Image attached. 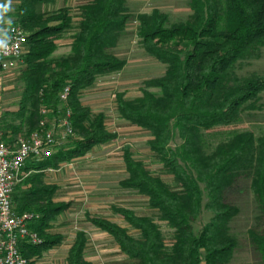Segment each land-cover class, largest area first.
Masks as SVG:
<instances>
[{
	"label": "trees",
	"instance_id": "16d2710c",
	"mask_svg": "<svg viewBox=\"0 0 264 264\" xmlns=\"http://www.w3.org/2000/svg\"><path fill=\"white\" fill-rule=\"evenodd\" d=\"M55 1L18 0L9 23L20 26L27 41L18 68L21 97L15 111L0 116V140L12 144L16 137H28L42 119L41 107L58 110L65 87H69L67 106L75 132V138L64 142L55 154L26 161L23 171L33 173L15 187L25 189L13 194L14 210L35 216L28 226L41 238L39 244L21 245L27 264L60 242L59 235L48 234L46 229L69 205L52 201L54 187L41 182L40 173L116 137L105 128L104 115H91L79 96L97 77L123 68L125 62L114 49L131 22L137 24L139 47L165 70L159 78L146 82L157 93L144 90L130 100L117 94L116 112L148 131L149 149L172 175L174 189L148 172L128 150L123 153L127 176L120 185L146 196L149 206L172 229L173 237L166 245L149 217L126 208L112 209L138 231V237L106 219L89 217L88 221L112 237L119 250L134 260L132 264H228L236 240L228 225L235 208L226 192L241 172L250 170L260 215L248 237L264 264V136L255 143L249 132L234 133L210 149L204 141L205 131L235 122L243 105L264 91V77L238 78L232 71L240 57L264 42V0H188L190 14L177 22L158 10L133 14L126 0H91L79 7L74 26L65 7L48 13L36 11L38 4ZM71 29L69 52L55 57L56 42ZM175 135L180 143L171 148ZM203 209L211 218L195 232L192 224ZM85 242L84 233H77L66 264H93L84 258Z\"/></svg>",
	"mask_w": 264,
	"mask_h": 264
},
{
	"label": "rangeland",
	"instance_id": "374dc122",
	"mask_svg": "<svg viewBox=\"0 0 264 264\" xmlns=\"http://www.w3.org/2000/svg\"><path fill=\"white\" fill-rule=\"evenodd\" d=\"M91 0H56L49 4H38V13H48L65 7L69 10L72 25H76L79 7ZM188 0H126L129 12L147 13L152 10L166 14L171 22L184 21L190 14ZM18 2L11 4L10 11L0 21L12 23L14 10ZM137 24L131 22L114 49L116 56L124 60L125 65L116 73L100 76L93 84L80 93V102L87 107L91 115L102 113L105 128L115 134V139L92 147L84 156L63 162L57 168H48L40 173L39 180L54 187L52 201L68 203V208L55 215L49 222L46 233L59 235L58 244L42 251L33 264H66L68 250L79 232L84 233L86 242L84 258L93 264H132L134 260L124 255L113 238L94 228L89 217H98L117 223L128 234L138 237L124 219L113 212V207L126 208L138 216L149 217L159 228L163 242L172 241L173 231L163 221L160 214L148 204V198L136 190L120 185L126 176L123 153L128 150L132 158L140 162L153 176L160 178L174 189L172 175L163 167L158 158L150 151L148 131L133 126L121 119L116 112V96L123 94L125 99L140 97L144 90L157 93L158 89L147 87L146 82L163 75L165 66L149 57L139 47ZM74 29L65 32L56 42L55 57L65 56ZM238 78L251 75L264 77V42L240 57L232 68ZM18 69L3 75L0 81V116L15 111L21 97L23 84L19 80ZM249 132L255 143L264 136V91L258 97L244 104L235 122L214 127L205 131L204 141L208 149L220 142L229 140L234 133ZM177 135L170 144L179 145ZM254 158V157H253ZM254 163V162H253ZM250 170L241 172L227 188V198L234 206L235 213L229 222V232L236 240V247L228 264H262L258 252L251 245L248 230L256 228L260 212L256 205L251 186ZM33 173V172H31ZM15 190L14 196L23 192ZM206 197L203 199V204ZM15 205V203H14ZM211 218V213L202 210L199 218L192 224L197 232Z\"/></svg>",
	"mask_w": 264,
	"mask_h": 264
},
{
	"label": "built area",
	"instance_id": "2783aa9c",
	"mask_svg": "<svg viewBox=\"0 0 264 264\" xmlns=\"http://www.w3.org/2000/svg\"><path fill=\"white\" fill-rule=\"evenodd\" d=\"M7 2L0 0V4ZM16 2L18 0H12L11 4ZM0 41L7 46L0 50L1 81L4 74L22 65L27 33L18 25L0 21ZM68 93L69 87H65L59 96L61 104L56 112L41 107L42 119L28 137H16L12 144L0 140V264H27L20 250L21 245L41 243L38 234L28 226L35 216L28 212L17 213L13 206V194L17 184L31 172L23 171L26 161L49 157L64 142L75 138L72 112L67 106Z\"/></svg>",
	"mask_w": 264,
	"mask_h": 264
},
{
	"label": "clouds",
	"instance_id": "9594fccd",
	"mask_svg": "<svg viewBox=\"0 0 264 264\" xmlns=\"http://www.w3.org/2000/svg\"><path fill=\"white\" fill-rule=\"evenodd\" d=\"M12 0H8L7 3L0 4V18L10 11ZM7 46L3 41H0V50L5 49Z\"/></svg>",
	"mask_w": 264,
	"mask_h": 264
},
{
	"label": "crops",
	"instance_id": "0c3cea01",
	"mask_svg": "<svg viewBox=\"0 0 264 264\" xmlns=\"http://www.w3.org/2000/svg\"><path fill=\"white\" fill-rule=\"evenodd\" d=\"M86 4V3H85ZM84 5V4H83ZM82 6V5H81ZM79 20V18H77V21Z\"/></svg>",
	"mask_w": 264,
	"mask_h": 264
}]
</instances>
